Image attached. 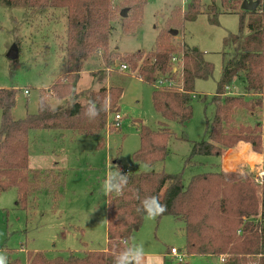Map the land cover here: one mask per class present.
Instances as JSON below:
<instances>
[{"label":"trees","instance_id":"obj_1","mask_svg":"<svg viewBox=\"0 0 264 264\" xmlns=\"http://www.w3.org/2000/svg\"><path fill=\"white\" fill-rule=\"evenodd\" d=\"M213 1L208 22L218 24ZM221 1L232 10L235 8L228 0ZM127 3L130 4L131 13L123 19L121 30L129 35L139 29L146 1L128 0ZM20 5L29 11H66L64 82L55 81L46 94L57 100L68 98L74 92L83 62L98 55L106 64L109 62V56L112 57L109 39L115 19L111 0H0V6ZM261 6L252 12H245L250 16L248 22H245L244 12H239L238 33H229L223 40L224 47L238 43L246 23L249 32L224 63L211 97L214 114L205 131L208 140L190 142L191 150L184 161V168L195 165L192 159L196 156L220 158L239 144H249L253 153L264 155V99L230 96L227 91L239 77L244 94L264 93V11ZM201 8V0H189L184 12L178 8L170 14V22L180 29L179 22L194 21L202 13ZM177 50H181L183 60L179 74L173 73L171 63ZM122 60L137 70L138 79L154 88L151 98L156 113L164 120L180 125L192 118L190 102L191 97L195 96V82L209 79L214 70L213 65L204 59L203 52L186 45L177 47L170 32L164 35L159 33L151 51L134 52ZM170 80L180 83L181 88L172 89L162 84L154 86L158 81L165 83ZM122 93L120 87L90 92L85 104L75 102L66 111L51 108L47 98L41 94L36 113L14 120L12 109L17 91L12 88L0 89V193L16 190V206L23 209L29 207L30 199L37 192H58L61 195L63 181L59 172L32 170L28 166L30 132L68 131L72 135L101 136L98 145L101 147L107 116L117 110ZM201 100L205 101L204 98ZM89 102H93L99 111L96 118L86 114ZM257 109L263 111V124L243 125L235 122L238 112L254 114ZM171 135L164 122H160L156 130L140 124L139 148L132 155L133 162L147 167L163 162L168 154ZM121 173L128 177L123 194H107L106 198L104 250H85L81 256L68 253L53 258L31 250L26 251L25 264H114L117 255L132 247L131 238L146 217L145 212L137 209L142 207L141 202L146 197L151 196H158L161 203L167 206V211L157 219L171 216L183 221L185 252L188 256H223L221 264H264V175L258 184L249 170H220L196 174L184 185L182 172L168 174L148 170ZM7 264L22 263L7 257Z\"/></svg>","mask_w":264,"mask_h":264},{"label":"rangeland","instance_id":"obj_2","mask_svg":"<svg viewBox=\"0 0 264 264\" xmlns=\"http://www.w3.org/2000/svg\"><path fill=\"white\" fill-rule=\"evenodd\" d=\"M127 1L111 0L115 19L112 22L114 30L109 39L112 53L109 62L106 64L98 55L81 64L82 73L93 71L94 78L99 80L96 89L86 91V99L90 92L101 89H123L118 111H111L107 116L102 146H98L101 136L72 135L68 131H31L28 166L30 169L59 172L63 181L62 194L37 192L30 199L29 207L23 209L16 206V190L0 193V253L11 259H18L22 264L26 261V251L31 250L43 252L46 257L53 258L58 255L66 256L68 253L81 256L85 250L101 251L105 248L107 194L102 186L109 171H116L114 166H118L121 172H182L184 185L196 174L216 171L210 164L215 161V157L196 156L192 159L195 165L185 168L184 161L191 150L190 142L208 140L205 131L214 114L211 97L215 93L222 68L249 32L245 23L238 43L224 47L226 35L238 33L241 11L237 8L230 9L221 0H214L218 24H211L208 22L212 15L211 0H201L202 13L192 22L180 21L179 29L174 23L171 24L170 14L178 8L180 12L186 10L182 0H145L140 27L135 34L128 35L121 30L124 18L119 16L123 9H128L127 17L130 15V4ZM261 8L264 11V3ZM243 17L245 22L250 19L245 12ZM65 26L64 9L29 11L23 5L0 6V89L12 88L17 91L14 118L36 113L39 95H44L47 101L49 97L54 98L46 94V89L55 81L64 82ZM170 31H177V35L172 36L177 47L186 45L203 52L204 59L214 67L209 79L195 82V96L191 97L190 102L193 108L192 118L183 125L166 121L156 113L151 98L154 88L138 79L137 70H133L122 60L124 56L137 51H151L157 35L161 32L163 35L168 34ZM14 46L18 49V58L13 61L7 58V54ZM180 51L174 52L173 57L180 58ZM121 65H127L128 71H122ZM182 65L175 64L177 68ZM177 71L173 73L179 74L180 70ZM83 80L84 78L81 82ZM170 81L172 89L181 88L177 81ZM106 82L118 85L109 86ZM96 84L97 81L93 83L94 86ZM154 86L159 85L155 83ZM242 88V81L238 77L227 90L228 95L264 99V93L244 94ZM25 90L29 95L24 94ZM202 98L205 99L204 102ZM74 99L78 101L75 88L73 94L62 104V110L58 111H66ZM86 99L80 103L85 104ZM115 114L123 118L119 129L110 124ZM160 122L166 123L172 133L167 157L152 167L134 163L132 155L139 148V125L144 124L155 130ZM235 122L243 125L263 124V111L257 109L254 114L240 111L235 116ZM228 153L232 152L227 151L224 156ZM116 160L117 163L114 164ZM249 165L240 166L239 169L249 170L252 175L264 171L262 159ZM183 229L181 219L162 216L151 220L144 217L141 227L131 238V246L140 245L143 250L152 246L162 248L163 252L171 247L185 251ZM10 250L12 252H8ZM217 262L214 257L187 255L182 264H218ZM165 264L177 263L166 261Z\"/></svg>","mask_w":264,"mask_h":264},{"label":"crops","instance_id":"obj_3","mask_svg":"<svg viewBox=\"0 0 264 264\" xmlns=\"http://www.w3.org/2000/svg\"><path fill=\"white\" fill-rule=\"evenodd\" d=\"M82 78H84L83 82H81ZM95 81H97V84L94 86L93 83ZM106 84L109 85L107 82H106ZM110 85L117 86L118 84L113 83ZM98 86H99V80H96L94 78L93 71L92 72L84 71V73H82V72L79 73V79L75 85V95H78V101H77V99H74L71 104H73L75 102H78V103L84 102L86 99V91H88L90 89H92V90L96 89ZM80 93H83V95H80ZM27 95H29V93ZM65 99L56 100L52 97H49L47 102L51 106V108H53L55 110H62V104H64V102H66ZM120 100H121V98H120ZM120 100H119V102H120ZM119 102L117 105V111L119 109L118 108ZM14 108H15V105L12 109V118L14 120H16V118L13 117ZM36 110H37V108H36ZM25 115H24V117H25ZM18 119H20V118H18ZM228 152H232V153H230L226 157L225 156L220 157V158L215 157V161L210 163L215 168L216 171H220V170L233 171V170L238 169L240 166L245 167V166H248L250 163L255 164L256 160H258V159L264 160V155H258V154L253 153L251 151V147L249 144H239L236 148L231 149ZM55 165L57 166V164H55ZM229 167L232 169H226ZM249 167H250V165H249ZM32 170L46 171L48 169H46V170L32 169ZM263 175H264V171H263ZM105 245H106V239H105ZM104 249L105 248H103V250ZM167 252H168V249L166 250V252H163L162 248L160 249V248L151 246L147 250H143V256L141 258L140 264H165L166 261H169L168 258L166 257ZM204 258H213V257H204ZM214 258H217V257H214ZM217 261H218L217 263L220 264L219 258H217Z\"/></svg>","mask_w":264,"mask_h":264},{"label":"clouds","instance_id":"obj_4","mask_svg":"<svg viewBox=\"0 0 264 264\" xmlns=\"http://www.w3.org/2000/svg\"><path fill=\"white\" fill-rule=\"evenodd\" d=\"M86 114L90 118H96L99 115V111L93 102H89ZM114 167L116 171H109L103 182V191L105 194L115 193L116 195H122L124 188L127 186L128 177L126 174L121 173L118 166ZM141 205L142 207L137 210L145 212L146 218L151 220L156 219L167 211L166 204L161 203L158 196L146 197L141 202ZM142 256L143 247L140 245L132 246L117 255L114 264H140ZM0 264H7V257L3 253H0Z\"/></svg>","mask_w":264,"mask_h":264},{"label":"built area","instance_id":"obj_5","mask_svg":"<svg viewBox=\"0 0 264 264\" xmlns=\"http://www.w3.org/2000/svg\"><path fill=\"white\" fill-rule=\"evenodd\" d=\"M228 3H230L231 5H234L235 8H237L238 11H241V12H248V11H244L242 9V5L243 3H255V9H258L260 7V5H262V3H264V0H228ZM182 5L183 7L185 8L187 6V0H182ZM171 63L173 64V72H176L178 69L181 70L182 67H176L175 64H181L183 63V60H182V56L180 58L178 57H172L171 58ZM121 70L126 72L128 71V67L127 65H121ZM136 77V76H135ZM157 85H165L166 87L168 88H172V84H171V81H168V82H165V83H161V81H158L156 83ZM158 87V86H156ZM24 94L27 95L28 94V91L25 90L24 91ZM122 121V118L119 114H115L112 121H111V126L115 129H119L120 128V123ZM109 124V123H108ZM107 124V125H108ZM128 170H125L124 173H127ZM253 179L256 183L260 184L261 183V178L263 176V172H255L253 173ZM187 254L185 251H181L179 249H176L174 247H171L168 252H167V255L166 257L168 258V260L170 262H173V263H177V264H182L186 258ZM220 259V264L223 262V259L224 257L223 256H220L219 257Z\"/></svg>","mask_w":264,"mask_h":264},{"label":"water","instance_id":"obj_6","mask_svg":"<svg viewBox=\"0 0 264 264\" xmlns=\"http://www.w3.org/2000/svg\"><path fill=\"white\" fill-rule=\"evenodd\" d=\"M242 9L244 11L252 12L255 9V3H243ZM128 9H123L119 16L121 18H125L127 16ZM171 36H176L177 31H170ZM7 58L10 60H16L18 58V49L16 46H14L7 54Z\"/></svg>","mask_w":264,"mask_h":264}]
</instances>
